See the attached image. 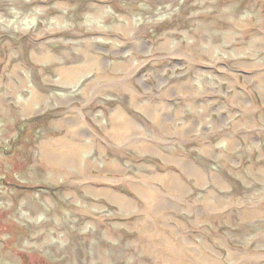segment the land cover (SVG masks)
I'll return each instance as SVG.
<instances>
[{
  "label": "rangeland",
  "instance_id": "1",
  "mask_svg": "<svg viewBox=\"0 0 264 264\" xmlns=\"http://www.w3.org/2000/svg\"><path fill=\"white\" fill-rule=\"evenodd\" d=\"M165 243L264 264V0H0V264H171Z\"/></svg>",
  "mask_w": 264,
  "mask_h": 264
},
{
  "label": "bare ground",
  "instance_id": "2",
  "mask_svg": "<svg viewBox=\"0 0 264 264\" xmlns=\"http://www.w3.org/2000/svg\"><path fill=\"white\" fill-rule=\"evenodd\" d=\"M64 75H73V72L70 71H66L64 72ZM116 117V116H115ZM115 117H113L112 119H115ZM116 124V122H115ZM123 124V122H122ZM128 127L129 124H127L126 122L124 123V127ZM112 136L115 139V143L121 146H126V147H134L137 150H142L146 147H148L149 145H152L151 143H149L148 138L145 135H141L137 138H129V135L127 134V132L125 131L124 128H120V129H115L112 132ZM50 142H47L43 147V157H50L52 159L53 153L50 154V149L54 148L55 145L57 146H61L62 149H66L67 151L71 152L72 155H70L73 159H76V156L73 154V152H78L80 149L83 148V145H78L76 143H71L69 141L66 140H62L60 138H54V137H50ZM69 155V154H68ZM177 157V156H174ZM51 166V164H49ZM187 170H191V168H187ZM78 172H81V170L77 169ZM164 174H155L154 177H156V179H158L159 181L165 183L166 186H169L168 184H176V179L174 177L171 176H162ZM140 190L142 191L143 195H144V202L145 204L143 205V209L145 211V213H150L152 204H155L156 202V192L152 190V188L147 187L142 185L140 187ZM176 190V189H173ZM113 197L116 198L119 203H121L122 205H124L125 203H128V201L123 198L121 195L114 193ZM158 235L157 231H154L152 233V236L149 235L147 236V240L149 241V238H155ZM156 241V239H155ZM165 248L169 251L170 254H167V259L168 261L171 262V264H180V260L178 259V250L174 245L171 244H166L165 243Z\"/></svg>",
  "mask_w": 264,
  "mask_h": 264
},
{
  "label": "flooded vegetation",
  "instance_id": "3",
  "mask_svg": "<svg viewBox=\"0 0 264 264\" xmlns=\"http://www.w3.org/2000/svg\"><path fill=\"white\" fill-rule=\"evenodd\" d=\"M9 253L11 254V256H12L13 258H19L18 255L16 256L15 254H12L11 252H9ZM20 257H22V259H23V261H22L21 264H32V263H31L32 260L30 259V255H29V253H23L22 256H20ZM34 264H35V262H34Z\"/></svg>",
  "mask_w": 264,
  "mask_h": 264
}]
</instances>
